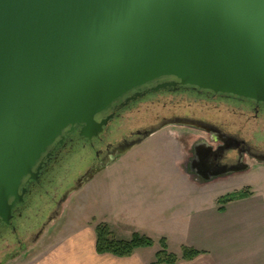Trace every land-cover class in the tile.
Masks as SVG:
<instances>
[{
	"label": "water",
	"instance_id": "95a60500",
	"mask_svg": "<svg viewBox=\"0 0 264 264\" xmlns=\"http://www.w3.org/2000/svg\"><path fill=\"white\" fill-rule=\"evenodd\" d=\"M176 86L264 104V0H0V224L66 135L91 142L114 106Z\"/></svg>",
	"mask_w": 264,
	"mask_h": 264
},
{
	"label": "flooded vegetation",
	"instance_id": "af4514ba",
	"mask_svg": "<svg viewBox=\"0 0 264 264\" xmlns=\"http://www.w3.org/2000/svg\"><path fill=\"white\" fill-rule=\"evenodd\" d=\"M110 115L102 133L91 142L80 137L78 129L66 135L48 157L43 156L41 168L34 170L37 179L23 183V201L12 209L9 224H0V264L33 248L58 220L65 194L118 160L119 149L142 138L139 133L156 122L187 119L197 124L167 127L200 134L181 164L183 172L197 179L205 172H228L219 179L264 166V104L253 100L176 86L122 108L118 104L97 121Z\"/></svg>",
	"mask_w": 264,
	"mask_h": 264
},
{
	"label": "crops",
	"instance_id": "0c3cea01",
	"mask_svg": "<svg viewBox=\"0 0 264 264\" xmlns=\"http://www.w3.org/2000/svg\"><path fill=\"white\" fill-rule=\"evenodd\" d=\"M162 132V130L159 131V133ZM151 138L152 136L143 142ZM156 138L158 141L175 148L172 153L170 151L168 162L171 172H175L176 184L173 183L168 188L163 187L167 208H163L162 212L170 216L169 222L172 223L173 221L172 224H175L176 218L180 216H184L185 219L188 218L189 220L188 223H183L182 227H173L171 234H166L169 228L164 227L158 232L164 236L163 239L167 242L171 235L173 238L177 236L180 240L195 239L191 243H184L180 246L178 257L181 255L182 247H188L200 252L192 260L179 261L176 264H264V238H256L258 228L261 225L262 227L264 226V172L252 174V181L241 190L236 187L228 188L236 180L233 176L205 182L197 179L189 172H183L181 169V164L186 158V149L180 142L178 133L175 136H157ZM123 156L118 159V162L123 161ZM103 174L104 177L112 179L106 181V187L109 188V192L112 190L114 193L113 207L116 212L108 213L106 215L108 217L105 216L99 223L116 228L114 221L109 219L110 216L120 219L124 215L130 220H121L123 225L122 234L125 235H120V237H116L117 239L129 240L133 234L149 238V233L145 231V233H140L143 231L139 232L136 229L133 222L136 221V214L134 216L129 215L128 212L130 211L125 210V208L122 210V214L118 211V200H123L126 203L132 200L129 205L131 212L134 211L132 202L138 198V192H144L143 188L148 187L143 182L144 174L142 172H100L93 176L84 187L94 183ZM138 182L139 185H137ZM100 183L104 184V182ZM242 191H247L248 196L225 204L219 203V200L224 197ZM122 192L126 194L121 196L120 193ZM186 202L190 203L188 210L179 209ZM219 208H223V211H218ZM145 212L150 214L153 211L145 209ZM99 223L96 220H90L85 224L79 226L75 224L74 226L72 222L66 221L59 224L60 226L58 227L52 223L49 226V230L33 246L32 251H28L30 253L27 255L26 260H21L25 256L24 253L11 261L17 260V264L153 263L151 255L142 254L145 252V249L142 248L135 250L128 258H117L109 254L98 255L95 251V227ZM109 229L112 231L111 228ZM221 232L227 233L229 242L224 243L226 250L220 255L213 253L207 247H200L196 241L201 236L221 235Z\"/></svg>",
	"mask_w": 264,
	"mask_h": 264
},
{
	"label": "rangeland",
	"instance_id": "374dc122",
	"mask_svg": "<svg viewBox=\"0 0 264 264\" xmlns=\"http://www.w3.org/2000/svg\"><path fill=\"white\" fill-rule=\"evenodd\" d=\"M157 124H159V122L153 124V127L157 126ZM162 131V133L158 132L159 134H153L152 138L148 139L146 142L134 146L125 154V156L122 157L124 158L123 161L118 162V160H116L114 163L105 167L101 171H98L97 173L142 172L144 174L145 177L143 178V182L148 187L143 188L145 190L144 192H138V198H136V200L132 202L134 206L133 210L135 212H131L132 210L129 205L132 200L127 203L123 200H118V211L120 212V214H122L121 212L125 208V210L130 211L128 212L129 215L134 216L136 214V221H133L135 223L136 229L139 232L143 231L140 233H149L148 237L153 241V245L151 247L142 248L145 249V252L142 254H146V256L151 255L152 262L156 260V254L162 249L160 240L163 239L164 236L159 234L158 231H161L162 227L169 228V230L166 231V234H171V229L173 227H182L183 223L189 222L188 218L185 219L184 216H180L179 218H176V223L172 224L173 221L172 223L169 222L170 216H168L167 213L162 212L163 208H167V202L165 200L166 197L163 187L168 188L169 186H172L173 183L176 184V178L174 176L175 172H171V167L169 166L168 162L170 158L169 156L175 148H172L169 145L158 141L156 137H170L175 136V134L178 133L180 142L187 150L197 140L198 136H200V134L198 135L197 132H192L191 130L186 129L166 128ZM74 159L76 162L77 158L75 157ZM255 172H264V166L255 171L244 172L242 174L233 176L236 180L232 182V184H230V187L228 186V188L231 189L236 187L241 190L242 188L248 186V184L253 179L252 174H254ZM97 180L90 185H87L85 187L83 186L80 190L74 192L67 198V200L61 207L58 220L54 222V226L58 227L60 226L59 224L65 223L66 221L72 222L74 226L75 224H77V226L85 224L90 220H96L99 223L101 219L108 215V213L116 212L113 207L114 193L112 190L109 192V188L106 187V181L112 179L109 177H104L103 174ZM100 182H104V184ZM137 185H139V182ZM125 194V192L120 193L121 196ZM189 205L190 203L186 202L185 205L180 206L179 209L188 210V208L190 207ZM145 209H151L153 212L149 214L148 212H145ZM109 219H112L116 224V228H112V226H109V228L112 229L111 232L114 233L113 235L115 237L125 235L122 234L123 225L121 224V220H127L128 218L123 215V217L120 219H115L113 216H110ZM256 238H264V226L262 227L261 225L258 228V231L256 232ZM45 239H47V237H45ZM192 240L188 238L185 240H180L179 238H177V236L173 238L171 235L168 238V242L165 240V249L167 253L178 256L180 254V246L184 243H191ZM196 241L198 242V245H200V247H207V249L211 250L213 253L220 255L226 250V248L224 247V243L229 242V238L227 237L226 232H221V235L211 234L201 236L196 239ZM32 249L33 248H31L29 251H32ZM29 253L30 252L25 253V256H23L21 260H26ZM17 263V260H9L5 261L4 264Z\"/></svg>",
	"mask_w": 264,
	"mask_h": 264
},
{
	"label": "trees",
	"instance_id": "16d2710c",
	"mask_svg": "<svg viewBox=\"0 0 264 264\" xmlns=\"http://www.w3.org/2000/svg\"><path fill=\"white\" fill-rule=\"evenodd\" d=\"M248 196L247 191L240 193H234L230 196L224 197L219 200L220 204H225L234 200H239ZM218 211H223V208H219ZM96 244L95 251L98 255L109 254L117 258H128L137 249L151 247L153 241L147 237L133 234L129 240L117 239L109 227L106 224H98L95 227ZM161 251L156 254V260L151 264H176L179 261H189L200 254V252L188 248H181V255L175 256L167 253L166 242L164 239L160 240ZM2 261L1 263H4Z\"/></svg>",
	"mask_w": 264,
	"mask_h": 264
}]
</instances>
